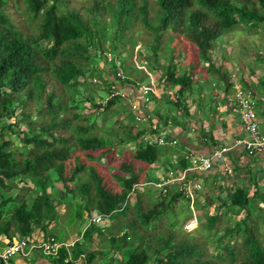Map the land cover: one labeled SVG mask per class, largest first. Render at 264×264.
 <instances>
[{
  "label": "trees",
  "instance_id": "obj_1",
  "mask_svg": "<svg viewBox=\"0 0 264 264\" xmlns=\"http://www.w3.org/2000/svg\"><path fill=\"white\" fill-rule=\"evenodd\" d=\"M119 1L117 9L112 12L115 16H109L113 22L111 31L106 34L110 42L105 48L102 45L106 36L102 35L105 24L93 27L88 20L89 14L94 18L100 14L102 0H92L87 15H80L78 7L59 9L60 0H24L31 17L39 18L35 33L25 31L24 25L16 23L12 0H0V234L5 235L3 245L26 238L32 232L43 238L62 240L54 231V223L60 216L55 208L59 201L55 203L47 191L51 184L48 171H53L62 183L57 199L67 194L72 197L64 210L68 215L65 216L67 224L80 225L84 220L73 243L68 247L60 246L57 256L36 251L58 263L73 264L78 260V264H91L95 253H108L111 264H214L213 258L226 259L230 264H264V240L259 232L261 220L256 218L259 211L251 215V211L261 208L259 201L264 202V180L258 182V177H264L263 166L254 173L252 169L257 168L256 165L250 169L252 163H248L240 182H229L231 177L222 181L223 195L219 190L209 193L210 188L205 183L207 175L193 171H188L187 175L202 181L191 197L183 193L182 181L141 186L142 180L151 181L149 169L155 162L166 164L160 163L164 172L182 170L188 165L186 151L181 155L177 153L175 162L171 158L159 160L161 153L174 145L169 133L165 134L163 143L156 142L162 126L171 122L185 125V117L190 116L185 98L197 81L196 72L204 70L213 76L224 93L232 88L230 69L222 64L226 56L221 53L222 57L214 59L211 52L217 49L219 37L234 26L246 31L264 28V0ZM106 2L111 3L110 0ZM138 23L150 35L143 43L153 56L144 53L142 58L149 69L158 67L161 71L157 77L161 80L159 95L153 93L148 82L142 84L148 89L152 107H147L148 99L134 89L148 77L144 67L138 68L122 56H119L118 64L108 62L105 53V49L116 50L115 54L109 52L112 53L110 59L118 56L116 44L122 42L127 53L132 54V27ZM163 33L167 35V41L175 37L177 40L173 45H165L168 46L166 62L158 60ZM188 44L192 48L188 49ZM175 54L183 57L191 54L187 68H181L173 61ZM261 57L259 53L256 55L258 60ZM117 68L124 77L116 76ZM95 76L104 83L105 97L93 101L91 92L100 88L93 82L95 80H90ZM240 81L241 86L252 93L254 87L258 91L257 86L264 83L261 80L253 87L241 76ZM79 84L82 85V94L74 101L73 93ZM127 85L133 87L132 94L130 88L125 93L129 99H135L134 108L119 93ZM196 85L199 86L200 82L197 81ZM85 101L93 105L94 112L75 111ZM32 110L36 116L31 114ZM16 112L19 113L17 118ZM168 112H171V119ZM95 113L99 123L95 120ZM113 116L116 124L119 120L125 121L122 125L125 136L119 141L133 147L130 154L127 151L130 156L120 159L112 172L118 187L109 186L108 178L105 179L94 164H86L75 153L82 151L93 159L100 156L112 159L116 149L110 148V143L102 135L90 130ZM10 117L14 120H3ZM140 119L146 124L133 130ZM19 122L25 125V129H21V151L10 147L12 132L9 128ZM180 143V140L176 141V144ZM240 150L238 155L231 152L230 158L251 157L250 160L256 161V157L247 154L242 146ZM239 168L237 164L233 169ZM82 169L86 170L87 180L78 181L76 174ZM222 175V179L227 177L226 172ZM20 181L23 185L17 189L16 184ZM68 181L73 183L71 187ZM155 188L162 197L152 204H145L142 195H149ZM14 189L17 191L9 193ZM177 198L185 199L190 210V215H184V219L194 216L198 224L212 230L213 241L221 242L213 256H209L205 243L197 237L177 234L171 228L163 233L153 230L160 226L166 207L169 209ZM68 209H73V213L68 214ZM127 213H130L128 220L118 222L116 229L108 230L105 217L109 220ZM95 214L99 215L98 220L93 218ZM234 216V220H229ZM222 217L229 221L219 225ZM110 221L114 227L113 220ZM169 225L173 227V222ZM179 229L185 231L182 227ZM95 238L98 241L96 247ZM116 253L120 254L119 257L115 256ZM67 254L73 260L63 261Z\"/></svg>",
  "mask_w": 264,
  "mask_h": 264
},
{
  "label": "rangeland",
  "instance_id": "obj_2",
  "mask_svg": "<svg viewBox=\"0 0 264 264\" xmlns=\"http://www.w3.org/2000/svg\"><path fill=\"white\" fill-rule=\"evenodd\" d=\"M108 0H102L101 5H100V9H99V13L96 15V18L93 17V15L89 14L88 16V20H89V25H92L93 27H97V25L104 23L105 24V32L102 35H106L109 31H111V25H112V20L111 18H109V16L114 17L115 14L112 12H114L118 5L120 4L119 0H110L111 3L106 2ZM92 3V0H60V5H58L59 9H71L72 7H78L79 10V14L80 15H87L88 14V6ZM12 10L14 12L13 17L15 18L14 20L16 21V23L20 24L21 26L24 25L25 27V31H28L29 33H35L36 32V27L38 25V21L39 18L38 16H34L31 17V13L28 11L26 4L24 2V0H12ZM112 7V8H111ZM111 8V9H110ZM108 15V16H107ZM96 20V22L94 23L93 20ZM132 38L134 39V47H133V51L132 54L127 53V51L124 49V47L122 46V42H117L116 46H117V51L119 52L118 56L115 57V60H119V56H122V58H127L129 61H131L130 63H133L134 65H136V67L140 68V66L144 67V71L146 73L147 79L144 81L140 82V85L148 82L149 84V88H151V90L155 91L153 93H155V95H159L160 91H161V80L157 79V76L160 75V69L154 68L149 69L148 66H146L145 64V59L142 58V55L145 53L149 54L151 57H153L151 55V52L148 50L147 45H145L143 42H145L146 40H148L150 38L149 33H147L145 31V29L138 23L135 26L132 27ZM167 35L165 33H163L161 35V43L159 46V53L160 56H158V60L161 62H166L165 60L167 59V53H168V46L165 45H173L175 43H177V40L175 38H173L171 41H167ZM184 41V40H182ZM181 41V42H182ZM110 42L109 36L106 35L104 37V40L102 41V45L107 48L108 47V43ZM219 45L217 46V49L215 48L212 52H211V56L212 58H218L222 57L220 54L223 53L226 58L223 59V65L225 67H227L228 69H230V78L233 82V85L235 88L238 87L239 85V77L240 76H246L247 77V73L248 71H250L252 74H260V72L262 74H264V28L262 27H258L257 29L253 30V31H246L243 28L239 27V26H234L233 29L231 31H229L227 34L219 37ZM188 49L192 48L191 45L188 44ZM108 50V49H105ZM110 51V50H109ZM112 52V51H110ZM116 50H114V52H112L113 54H115ZM192 52L189 50V53ZM186 53V54H189ZM261 54V59L258 60V58H256L257 54ZM185 55V54H184ZM190 55H186V56H182V54H175L173 55V61H175L177 64H179V67H183L182 65H184L186 67L187 61L191 60L192 57H190ZM151 61L153 60V58H150ZM221 59V58H220ZM218 61V60H217ZM199 64H200V60H198ZM100 64V63H99ZM177 66V67H178ZM179 70V68H178ZM123 74V73H122ZM261 74V75H262ZM254 76V75H253ZM245 78V77H244ZM248 78V77H247ZM157 79V80H156ZM246 79V78H245ZM90 80H95L93 82H96L98 86H100V88L93 90L92 93V99L91 100H96L97 98L99 99L100 97H105V93L103 92L104 90V83L101 82V80L95 76V77H90ZM247 80V79H246ZM254 82V81H252ZM257 82V80L255 81ZM241 83V82H240ZM154 85V86H153ZM155 88L153 89L152 88ZM82 85L79 84L78 85V89L73 93V100L75 101L81 94L82 92L80 91ZM243 87V86H242ZM235 88H233L232 90H234ZM125 90H129V87L124 88L122 91H120L119 93L122 92L123 97L125 98V100L127 102H131V99H129L126 94L124 93ZM84 91V89H83ZM138 91V90H137ZM136 91V92H137ZM254 91V90H253ZM231 92V89H230ZM235 93V91H233ZM196 99H198L197 97H195L193 100H191L190 102H188V104L190 105L191 103L193 104V106H195L196 103ZM90 100V101H91ZM147 107H152L153 103L151 99H148V101L146 102ZM81 106V107H79ZM79 106L77 107L76 110H80L79 112L82 113H91L94 112V107L93 105H91L88 101L83 102L82 104H79ZM204 106V105H203ZM80 108V109H78ZM18 110V109H17ZM16 110V111H17ZM165 112H167L166 110H164ZM164 111H162L164 113ZM70 110H68V115H69ZM31 114L33 116H36L37 114L34 112V110H32ZM168 115L170 116L171 119V112H168ZM19 117V113L16 112L15 118ZM165 118V116L163 117ZM114 116L110 117L106 120V122H103L102 124L98 125L96 128L90 130L91 132H95L96 134H100L103 136L104 140L107 143H110V148L112 149H116L115 152L112 153L113 157L111 158H105V156H100L97 159H93L91 157H89L88 155L84 154L82 151H78L75 152L79 157L82 158V160H84V162L86 164H94L96 166V169L99 173H101L103 175V177H105V179L108 178V185L113 187H118V183L115 180L114 176L112 175L113 170L115 169L117 163L119 162L120 159L123 158H128L130 155V150L132 151L133 147L132 144L130 143H122L119 141V138H123L125 136L123 130H122V125L125 122L124 120H119V122L116 124L114 121ZM169 119V122H171V120ZM3 120H14V117H10L9 118H5ZM95 120L97 123H99V117L98 114L95 113ZM143 124H146L144 119H140L136 122V126L133 128V130L137 127L143 126ZM21 129H25V125L23 124V122H19L18 124H13L10 126L9 131L12 132V141L10 147H14L17 150H20V143H21ZM158 143V142H157ZM24 149L22 150V152L24 153ZM127 151H129L127 153ZM18 152V151H17ZM92 154H95V151L92 152ZM264 154L263 152L257 153L255 155L252 156H262ZM18 155V154H16ZM162 157V156H160ZM70 160L72 159L71 157L69 158ZM111 159V160H110ZM260 159V158H258ZM263 159V156H262ZM161 161V160H160ZM263 163H257L258 165H256L257 168L252 169L253 172L255 173V171L257 169H261L258 167L263 166L264 167V159L262 161ZM161 163V162H160ZM153 163L151 164V168L150 170V176H151V181L150 182H144V180H142L143 182L141 184V186H144V184H148V186H159L162 183V180H160V177L162 176H166L164 172V169L162 168L163 164L164 166H166L165 163ZM230 165H233V162H228ZM221 172L223 173L224 169H220ZM226 172V171H225ZM233 172V169L231 170V173ZM49 176H50V180H51V184L48 185L47 187V191H49L52 195V197L54 198V201L56 203V200L59 201L56 205V210L60 213L59 219L55 221L54 223V231H56V233L58 235H60L59 239H62L64 242L69 243L75 236L78 235V230L80 229L81 225L84 224V220H82V222L80 223V225L77 223H71V224H67L66 220H68L67 218H65L66 213H65V206L67 204H70L72 197L70 194H67L65 197L62 198H58V194L57 191L58 189H62V183L61 181H59L58 179H56V175L52 172H49ZM228 172H226L227 174ZM78 181H82V180H87L86 178V170L82 169L78 172V174H76ZM217 179V186H219V189L216 186L212 187H208L211 190H214V192L218 191L223 195L224 191L222 189V185L220 183V181H222L221 179L218 180ZM264 180V177L260 178L258 177V182H262ZM225 181V179H224ZM69 182V181H68ZM30 183H28L29 185ZM73 183L69 182V186L71 187ZM17 189L19 188L18 186L23 185L22 182H18L17 184ZM151 187V188H152ZM17 189H14L13 191L11 190L9 193H13L16 192ZM151 192L149 193V195L147 194H143L142 197L144 198L143 201L145 204H152L154 202L155 199L162 197L160 196L162 193L159 191V189L155 188L154 190H150ZM209 193H213V192H209ZM78 198V195L76 196ZM202 197V195H201ZM258 205L261 207L260 209H256L254 211H251V215H255L258 213L259 211V216L256 217L257 220H261L259 221V232L260 235L262 237V239L264 240V202L263 201H259ZM187 202L185 199L183 198H177L174 202L171 203V206H169V209L166 207V212L162 215L161 218V224L158 227L153 228L154 229H158L160 231V233L165 232L167 229L170 230L169 228L173 229L177 234L183 235V234H189L192 237H197L199 240L203 241L206 245V249L209 251V256H213L214 252L217 250L218 247H220L221 242L219 241H213L212 235L210 234V230H208L206 227L201 226L200 224H198V221L196 218H194V216H191V218H187L186 220L184 219V215H190V210L187 208ZM189 207L191 208V200H189ZM5 210V209H2ZM196 211V210H195ZM194 211V212H195ZM68 214H72L73 213V209H68L67 210ZM85 212L82 213V216H84L85 218ZM263 215V216H262ZM68 216V215H67ZM66 216V217H67ZM128 217H130V213H127L124 216L118 215V216H113L111 219L107 220L108 218H104V220L106 221V225L108 226V230L111 231L114 228L116 229L118 227V222H124V220H128ZM238 217V216H237ZM71 218V217H70ZM236 218V216L231 217L229 220H234ZM87 219V216H86ZM115 224V226L113 227L112 221ZM117 220V221H116ZM184 220V221H182ZM228 220V221H229ZM66 223H65V222ZM227 218L222 217L221 222L219 223V225L225 224L228 222ZM169 222H173V227H169ZM180 227H182L185 231L181 232L180 231ZM151 231V230H150ZM30 235L33 236V238H40L41 234L37 233V232H32L30 233ZM2 236V235H1ZM15 238V237H14ZM104 243V242H103ZM100 244V242H99ZM1 251V250H0ZM19 254V253H17ZM106 254V253H105ZM21 256H23L24 254H19ZM109 255V254H108ZM119 253H116L115 256L119 257ZM107 259V258H106ZM214 260V264H230L228 261H226V259H215ZM108 264H111L108 262ZM117 264V263H116Z\"/></svg>",
  "mask_w": 264,
  "mask_h": 264
},
{
  "label": "crops",
  "instance_id": "obj_3",
  "mask_svg": "<svg viewBox=\"0 0 264 264\" xmlns=\"http://www.w3.org/2000/svg\"><path fill=\"white\" fill-rule=\"evenodd\" d=\"M184 65H182V68H187ZM201 72L195 73V78L197 81L200 82V85L197 86L196 82H194L192 85V89L187 92V96L185 98V101L190 102L195 97L196 103L195 106L191 103L188 104L189 113L190 116L185 117V125L179 126L176 123L163 125L162 126V135L165 136V134H168L173 137L174 142L171 148H166L164 153H161V156L159 160L168 159L171 158L173 161L176 160V154H180L186 152H192L197 154H206L209 155L212 153V151L215 148L220 147H228L224 153L226 154V157L228 159V162H233L234 166L239 165L240 168L236 171H234V166H232L233 172L227 173V177H225V180L229 177H231L229 182H232V180L236 182H240L241 176L243 175V171L245 170V167L249 164V168H254V165H258L263 163L262 156H253L256 157V161L250 160V158L240 157L236 156L235 159L230 158V153L232 152L235 155H238V152L240 150L239 144H234V140L241 136L242 128L240 125V121L237 115V112L234 110L235 102H234V90H232L234 85L232 84L231 92L230 89H228L225 93L222 89V87L216 85V82L214 81L215 78L211 75H207V73L204 72V70H200ZM252 74L250 71L246 74L247 81L254 87L255 81L257 80V83L259 81L264 80V74ZM254 75V76H253ZM158 77V76H157ZM244 78V79H245ZM157 80V79H156ZM240 80V77H239ZM254 81V82H252ZM241 81H239L238 87L240 88H246L242 87ZM264 83H260L258 87V91H255V87L253 88V94H254V109L256 118L258 121V127L261 131H264ZM154 86V85H153ZM152 86V88H153ZM176 88V85L174 86ZM171 88V89H174ZM155 89V88H153ZM153 91V90H152ZM131 94L133 93L132 87L130 89ZM136 92V91H135ZM155 92V91H153ZM155 94V93H154ZM131 99V98H130ZM204 105V106H203ZM163 110V109H162ZM154 117V116H153ZM152 117V118H153ZM156 120V118H154ZM175 139V141H174ZM180 140V144H176V141ZM174 149V150H173ZM178 151V152H177ZM260 158V159H258ZM175 162V161H173ZM157 163V162H156ZM220 164L216 161L212 164V166L208 169L204 170H195L192 169L190 171L193 172H199L201 175L206 176L205 177V183L209 187L217 186V179L222 180V172L220 170ZM223 176V175H222ZM191 177V176H188ZM204 179V178H200ZM202 181V180H200ZM220 181V180H219ZM224 181V179L222 180ZM220 181V183H222ZM225 182V181H224ZM218 188V187H217ZM219 189V188H218ZM223 189V187H222ZM224 191V189H223ZM211 192L215 193L214 190H211ZM2 235V236H1ZM0 249L4 247V241H5V235L0 234ZM94 246L96 247V243L98 242L95 238L94 240ZM107 258V259H106ZM109 262V255L104 253H95V257L91 264H108ZM79 261L77 260L73 264H78ZM0 264H62L58 263L57 261L52 260L51 258L44 256L42 254L33 252L28 255H19V254H13L9 256L6 260V262H1ZM64 264V263H63ZM113 264H116L113 263Z\"/></svg>",
  "mask_w": 264,
  "mask_h": 264
},
{
  "label": "built area",
  "instance_id": "obj_4",
  "mask_svg": "<svg viewBox=\"0 0 264 264\" xmlns=\"http://www.w3.org/2000/svg\"><path fill=\"white\" fill-rule=\"evenodd\" d=\"M107 58L110 59L108 53ZM118 60H114L115 64H118ZM116 76L123 77L122 71L117 68L115 71ZM131 89V87H129ZM133 88V87H132ZM137 93L144 97L145 100L148 99L147 87L143 85H138L134 88ZM234 93V110L237 112L240 125L242 128V134L240 137L234 140V144H239L242 146L247 154L255 155L257 153L264 151V131H261L258 127V121L254 111V99L252 97V92L246 88L242 89L240 87L235 88ZM117 92V91H114ZM130 92V90H129ZM122 93V92H121ZM130 105L132 108L136 106L135 99H131ZM164 136L161 134L157 137L156 142L163 143ZM228 147L215 148L211 154H197L188 152V165L182 170H168L166 176L161 178L162 183H168L173 181H182L181 187L183 193L192 196V191L194 189L200 188V182L191 178H186L187 172L195 170H204L212 166L216 161L220 164V168L224 169V172H231L232 166L228 163V159L224 151ZM95 220L99 219V215L95 214L93 217ZM76 237H74L69 243L63 240H57L53 237L43 238H33L32 235L26 238L14 239L11 243L6 244L5 247L0 251V258L3 262L6 261L7 257L12 254H24L28 255L34 251H39L42 254L49 256H57L58 249L60 246L68 247L71 245ZM73 260V258L67 254L63 258V261Z\"/></svg>",
  "mask_w": 264,
  "mask_h": 264
},
{
  "label": "clouds",
  "instance_id": "obj_5",
  "mask_svg": "<svg viewBox=\"0 0 264 264\" xmlns=\"http://www.w3.org/2000/svg\"><path fill=\"white\" fill-rule=\"evenodd\" d=\"M109 52H110L109 50H105V53H108V54H109ZM110 54H112V53H110ZM110 54H109V56H110ZM106 55H107V54H106ZM114 60H115V57L112 58V59H110V60L108 59V62L111 61V62L114 63ZM118 61H119V60H118ZM114 64H115V63H114ZM123 77H124V74H123ZM118 86H119V85H118ZM127 87H132V86H130V85L128 86V85H127L126 87H123V88L121 89V91H122L124 88H127ZM242 89H246V88H242ZM126 91H127V90H125L124 93H125ZM251 92H252V91H251ZM121 94H122V93H121ZM125 94H126V93H125ZM122 96H123V95H122ZM252 97H253V99H254V94H253V93H252ZM159 144H161V143H159ZM177 170H178V169H177ZM231 170H232V169H231ZM223 172H224V171H223ZM229 173H230V172H229ZM165 175H166V173H165ZM186 176H188V175H186ZM160 178H162V177H160ZM188 178H191V177H188ZM191 179H192V178H191ZM194 180H196V179H194ZM179 181H180V180H179ZM196 181H199V180H196ZM199 182H200V181H199ZM200 184H201V182H200ZM75 237H76V236H75ZM4 247H5V245H4ZM4 247H2L0 250H2ZM34 252H36V251H34ZM12 255H13V254H12ZM10 256H11V255H10ZM8 257H9V256H8ZM8 257H7V258H8ZM6 260H7V259H6ZM0 261L3 262L1 259H0ZM5 262H6V261H5ZM5 262H4V263H5Z\"/></svg>",
  "mask_w": 264,
  "mask_h": 264
}]
</instances>
